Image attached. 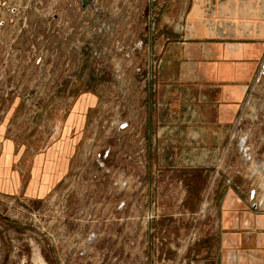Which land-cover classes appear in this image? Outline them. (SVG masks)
Here are the masks:
<instances>
[{
  "label": "rangeland",
  "instance_id": "obj_1",
  "mask_svg": "<svg viewBox=\"0 0 264 264\" xmlns=\"http://www.w3.org/2000/svg\"><path fill=\"white\" fill-rule=\"evenodd\" d=\"M174 3L0 0V173L20 172L23 164L19 185L28 186L33 158L53 150L69 158L55 190L41 197L10 188V177L1 175L0 264H206L204 257L175 259V252L191 254L192 245L194 255L210 249L219 264L224 190L242 185L245 196L226 192L232 207L264 209L257 129L245 123L251 129L233 134L229 160L199 169L181 162L191 149L179 150L178 165L168 163L179 140L173 114L149 129L162 62L149 45L173 41L155 31L161 4L174 12ZM245 134L258 168L239 153ZM203 203L215 223L202 226L196 242L190 229L175 245V222L186 216L180 223L187 227L196 215L186 210ZM150 211L159 214L151 222ZM167 224L173 238L161 229Z\"/></svg>",
  "mask_w": 264,
  "mask_h": 264
},
{
  "label": "crops",
  "instance_id": "obj_2",
  "mask_svg": "<svg viewBox=\"0 0 264 264\" xmlns=\"http://www.w3.org/2000/svg\"><path fill=\"white\" fill-rule=\"evenodd\" d=\"M159 10L161 23L155 35L159 39L171 37L173 41H152L149 45L152 55L162 60L159 89L154 94L159 108L150 116L149 129L168 123L169 114L178 122L179 140L170 147L176 150V160L169 159V164H179L178 154L183 148L191 149V154L186 161L181 157V162L183 159V164H191L193 169L226 162L233 134L244 126L257 129L264 137V0H175L174 12H167L163 4ZM68 162L66 157L58 158L53 150L46 159L33 158V179L28 186L26 182L19 185V180L25 179L21 176L23 164L22 173H0V178L7 175L10 188L27 187V191L41 197L55 190ZM205 170L209 176L212 174L210 169ZM227 191L245 196L242 185ZM227 191L223 192L226 199L218 219L219 264H264V209H254L247 203L232 207ZM202 205L186 210L197 216L187 227L180 223L186 216L177 219L172 235L177 239L175 245L190 229L200 234L202 226L209 228L215 223L209 204ZM170 225L161 228L168 237ZM193 248L194 245L186 258L183 253L173 252L175 259H191L194 263L204 257L206 264H216L210 249L194 255Z\"/></svg>",
  "mask_w": 264,
  "mask_h": 264
},
{
  "label": "built area",
  "instance_id": "obj_3",
  "mask_svg": "<svg viewBox=\"0 0 264 264\" xmlns=\"http://www.w3.org/2000/svg\"><path fill=\"white\" fill-rule=\"evenodd\" d=\"M262 68H264V62L262 64ZM260 139L264 140V137L262 138L260 136ZM238 149H239V153L242 157V160L244 162L253 163L254 167H256V168L261 166V164H258L255 161L256 157H255V153H253V150H254L253 145H251L249 143V135L245 134V136L240 137V140L238 141ZM124 204H125V202L120 204L119 208H122L124 206ZM253 206H255L256 208L257 207L260 208V206L257 204H254ZM158 215L159 214L156 215L155 213L150 211L148 214V219L151 222V220L153 221L154 219H156L158 217ZM96 235L97 234H93L91 236V239H94L96 237ZM198 237H199V233L195 230V231L191 232L189 239L191 240V242H196L198 240ZM163 240H165V238H163ZM163 240H162V242H163Z\"/></svg>",
  "mask_w": 264,
  "mask_h": 264
},
{
  "label": "trees",
  "instance_id": "obj_4",
  "mask_svg": "<svg viewBox=\"0 0 264 264\" xmlns=\"http://www.w3.org/2000/svg\"><path fill=\"white\" fill-rule=\"evenodd\" d=\"M193 191V190H192ZM198 192H199V190H198ZM198 194V193H197ZM198 197V196H197ZM192 201H193V199H194V195H192ZM196 199V198H195ZM186 206H189L190 207V204H189V201H187L186 202ZM191 208H194V207H192V204H191Z\"/></svg>",
  "mask_w": 264,
  "mask_h": 264
},
{
  "label": "water",
  "instance_id": "obj_5",
  "mask_svg": "<svg viewBox=\"0 0 264 264\" xmlns=\"http://www.w3.org/2000/svg\"><path fill=\"white\" fill-rule=\"evenodd\" d=\"M89 1H90V0H83L84 3H87V2H89Z\"/></svg>",
  "mask_w": 264,
  "mask_h": 264
}]
</instances>
